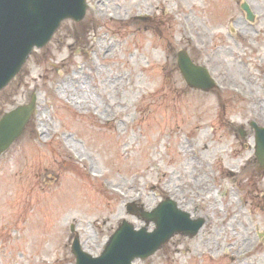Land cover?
<instances>
[{
	"label": "rangeland",
	"instance_id": "rangeland-1",
	"mask_svg": "<svg viewBox=\"0 0 264 264\" xmlns=\"http://www.w3.org/2000/svg\"><path fill=\"white\" fill-rule=\"evenodd\" d=\"M182 50L217 88L184 81ZM31 91L37 109L0 154V264H74L75 236L96 256L123 220L154 228L128 204L166 198L204 225L133 264H264V167L249 124L264 126V0H88L84 19L62 21L0 91V116Z\"/></svg>",
	"mask_w": 264,
	"mask_h": 264
},
{
	"label": "water",
	"instance_id": "water-1",
	"mask_svg": "<svg viewBox=\"0 0 264 264\" xmlns=\"http://www.w3.org/2000/svg\"><path fill=\"white\" fill-rule=\"evenodd\" d=\"M247 18L253 14L246 3L242 4ZM86 11L85 0H0V90L20 71L33 47L44 46L64 19L81 20ZM177 65L186 83L196 89L208 91L214 81L207 70L195 65L184 51L177 54ZM36 109V95L31 93L27 104L18 105L0 118V154L23 133L24 127ZM255 155L264 164V128L254 123ZM244 136L245 133L241 131ZM130 213H137L155 229L135 230L123 220L110 236L103 251L93 257L82 249L76 236L71 245L75 264H132L136 258L152 255L176 233L193 236L204 219H191L188 212L177 207L175 201L165 199L153 210L143 211L135 203L127 205Z\"/></svg>",
	"mask_w": 264,
	"mask_h": 264
},
{
	"label": "bare ground",
	"instance_id": "bare-ground-1",
	"mask_svg": "<svg viewBox=\"0 0 264 264\" xmlns=\"http://www.w3.org/2000/svg\"><path fill=\"white\" fill-rule=\"evenodd\" d=\"M229 24H233V22L230 20V21H229ZM231 28H232V27H231ZM234 31H235V35H237V36L242 37V36L246 35V33H245L244 31H242L241 29H237L236 27H235ZM99 45H100L99 42H97V44H96L95 47H94V50L91 51V52L93 53L95 50H101ZM202 51H204V54H205L206 56H208V55L206 54V53H207V50H206V48H205L204 46L202 47ZM210 61H211V59H210ZM230 78H231V77H230ZM229 80H230V79H229ZM247 97H248V100H250V101L258 100V99H257V96H255V95L252 94V93L249 94V95H247ZM128 107H129V105L126 107V109H128ZM226 140H227V139H226ZM227 141H228V140H227ZM190 151H192V149H190ZM196 151H197V150H196ZM196 151H195V153H196ZM185 153H188L187 148L185 149ZM156 187H160V186L157 185ZM223 189L228 190L227 185L223 184ZM196 195H199V193H196ZM225 199L228 201V205L231 206L230 196H229L228 194L226 195ZM215 206H216L215 203H213L208 209H209V210H214V209H215ZM263 236H264V233H263ZM239 261H240V259H238V260H233V262H239Z\"/></svg>",
	"mask_w": 264,
	"mask_h": 264
}]
</instances>
